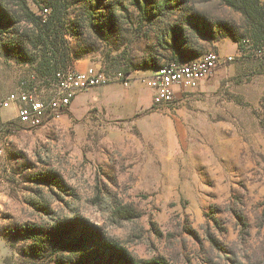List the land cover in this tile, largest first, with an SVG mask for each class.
<instances>
[{
	"label": "rangeland",
	"instance_id": "obj_1",
	"mask_svg": "<svg viewBox=\"0 0 264 264\" xmlns=\"http://www.w3.org/2000/svg\"><path fill=\"white\" fill-rule=\"evenodd\" d=\"M132 2L102 0L98 11L84 7L85 0H63L58 69H100L108 85L80 94L68 111L42 127L14 124L0 132V264H58L63 252L55 240L43 247V232L75 222L99 226L137 260L264 264V72L258 74L259 62L238 47L236 52L230 38L200 41L204 55L233 60L170 112L156 109L149 99L138 108L129 101L133 91L147 95L144 80L153 70L124 75L130 64L146 60L154 70L188 62L161 45L159 30L168 22L193 13L213 27L237 28L242 16L221 0H172L146 20ZM48 3L0 0L9 13V21L0 23L3 122L17 117L14 106L2 109L1 104L21 81L41 93L52 84L41 78L38 61L26 62L19 54L20 46L28 58L39 53L30 45L32 26L19 9L26 5L35 17L45 18ZM114 6H120L121 19L112 31L89 29ZM185 106L198 111L190 124L177 112Z\"/></svg>",
	"mask_w": 264,
	"mask_h": 264
},
{
	"label": "trees",
	"instance_id": "obj_2",
	"mask_svg": "<svg viewBox=\"0 0 264 264\" xmlns=\"http://www.w3.org/2000/svg\"><path fill=\"white\" fill-rule=\"evenodd\" d=\"M88 10L103 9L102 0H85ZM232 11L242 16L239 27L223 26L213 27L198 14L180 16L175 22H168L160 29L161 45L164 49H171L184 60L191 62L201 58L206 47L200 41L224 40L230 38L237 45L238 51L246 58L254 59L258 63V74L264 72V3L261 0H221ZM63 0H49L50 14L45 18H37L26 5L21 6L19 13L24 22L32 26L31 47L39 53L28 58V52L20 46L19 54L26 62L38 61V70L41 78L54 81L55 74L60 71V56L63 45V27L66 9ZM172 0H133L143 19L153 20L155 16L171 5ZM115 7V9H114ZM109 14L105 15L97 24L89 23V29L113 27L120 16L119 7L114 6ZM9 13L0 5V23H7ZM181 19V20H180ZM98 21V20H96ZM10 25V24H7ZM112 31V28L111 30ZM154 64L144 61L140 66L130 64L124 75L137 70H154ZM66 67V65H64ZM162 68V67H161ZM124 81V78H122ZM43 247L55 240L54 245L60 248L61 253L58 264H167L162 258L148 261L137 260L127 249L102 231L99 226L79 224H56L45 230ZM39 239V238H35ZM38 241V240H37ZM38 243V242H37ZM59 252H56V254Z\"/></svg>",
	"mask_w": 264,
	"mask_h": 264
},
{
	"label": "built area",
	"instance_id": "obj_3",
	"mask_svg": "<svg viewBox=\"0 0 264 264\" xmlns=\"http://www.w3.org/2000/svg\"><path fill=\"white\" fill-rule=\"evenodd\" d=\"M232 60L231 57L222 59L217 53H207L191 62L171 64L152 71V75L146 77L144 82L153 91L154 107L166 112L176 110L177 101L180 100L178 94L184 96L194 92L201 82L212 78L220 66ZM107 85L105 73L93 68L84 71L70 68L58 71L50 88L44 93L33 83L23 80L1 104L2 109L14 106L17 117L11 122L0 120V132L14 124L29 130L42 127L68 111L80 94Z\"/></svg>",
	"mask_w": 264,
	"mask_h": 264
},
{
	"label": "crops",
	"instance_id": "obj_4",
	"mask_svg": "<svg viewBox=\"0 0 264 264\" xmlns=\"http://www.w3.org/2000/svg\"><path fill=\"white\" fill-rule=\"evenodd\" d=\"M226 39V38H225ZM231 40V39H230ZM235 45V47H236V52H237V45L236 44H234ZM86 69H88V68H86ZM85 69V70H86ZM105 87H107V86H104V88ZM128 89H129V85H128ZM130 90V92L131 91H133L134 89L133 88H130L129 89ZM199 90V88L197 89V90H195L194 92H190V93H187L186 95H184V96H187V95H189V94H192V93H195L196 91H198ZM150 91V90H149ZM147 92V95L146 94H140V93H137V92H134L133 91V94L132 95H130V100L129 101H131V100H134V102H135V105H136V107L138 108V107H140L141 105H142V102H144V101H146L147 99H149L150 100V102H152L153 101V94L151 93V92H153V91H151V92ZM184 96H181L180 94H178V99H180V100H182L183 98H184ZM73 105V104H72ZM180 112V114H182L183 116H184V118H185V123L187 124V122H188V124H190L191 123V121H190V117H195V113L196 112H198L195 108H192V107H189V106H185V107H183L182 109H180V110H177V112ZM181 121V120H180Z\"/></svg>",
	"mask_w": 264,
	"mask_h": 264
}]
</instances>
